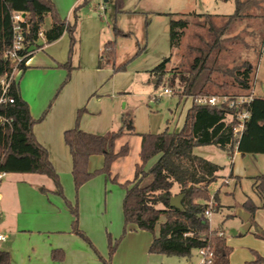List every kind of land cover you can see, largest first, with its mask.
I'll return each mask as SVG.
<instances>
[{"label":"crops","instance_id":"obj_1","mask_svg":"<svg viewBox=\"0 0 264 264\" xmlns=\"http://www.w3.org/2000/svg\"><path fill=\"white\" fill-rule=\"evenodd\" d=\"M52 2L61 20L75 23L73 42L67 32L52 42H45L44 38L36 40L39 47L33 49L25 62V69L16 73L14 79L34 119L32 133L36 141L47 150L62 192L57 191L52 178L43 174L3 173L0 178V234L5 236V240L0 241L3 243L0 249L9 252L10 264H104L109 257V243L118 240L110 264H170L164 254L149 252L154 237L152 234L138 229L135 224L125 225L123 209H120L125 191L122 196H118V204L114 202L113 206H109V177L97 174L78 189L75 188L71 173L72 157L64 141V132L76 126L93 134H106L121 127L123 112L126 111V105L122 108L121 102L129 94L133 75L127 72L126 66L124 70L114 71L120 66L116 64L119 40L129 37L115 38L113 28L130 33L121 26L119 15L127 14L134 20L137 11L121 10L118 0H101L97 4L98 11L92 9L93 17H83L81 0ZM110 5L112 9L109 11ZM104 21L106 26L102 25ZM46 22L47 26L42 28ZM52 22V17L46 15L40 29H49ZM113 40L115 60L106 62L101 58V52L104 44ZM65 63H68V68L62 66ZM257 71L258 67L256 77ZM260 86V92L257 93L252 84L251 92L254 96H263L264 82ZM80 109L83 112L76 121ZM184 120L185 116L179 130ZM132 136L119 138L115 149L118 150L125 142L129 145ZM195 148L192 150L194 155ZM224 151L229 154L230 173L223 175L222 180L217 182V193L231 181L235 182V186L240 185L243 178L251 181L250 195L246 194L240 204L229 206L224 216L249 224V229H253L256 236L264 237V228L256 221L258 210H264V196H259L254 189V177L264 175V154H241L236 147L231 152ZM154 158L156 160L157 157ZM246 159H249V163H246ZM103 162L102 155H92L88 159L87 168L90 172L95 171L102 167ZM246 165L250 167L249 172ZM251 165L255 172H251ZM175 190L178 192L177 186L172 189L174 194L177 193ZM217 193L216 212L224 208L218 201ZM251 205L256 208L252 210ZM75 206L77 227L86 238L73 230L74 216L71 209ZM164 220L161 217L155 225L158 226V232L159 224ZM218 229L228 244L224 230ZM230 256L231 253L229 262ZM178 263L181 264V261Z\"/></svg>","mask_w":264,"mask_h":264},{"label":"trees","instance_id":"obj_2","mask_svg":"<svg viewBox=\"0 0 264 264\" xmlns=\"http://www.w3.org/2000/svg\"><path fill=\"white\" fill-rule=\"evenodd\" d=\"M235 2V11L227 15L225 24L220 28L211 27L212 42L207 44L208 50L197 48L198 54L193 58L189 74L181 75L182 95L192 97L211 95L205 89L214 70L208 66L209 50L219 46V36L233 21L241 17V6L238 0ZM13 11L30 14L25 49L20 52L21 54L39 47L35 40L46 15H50L53 22L49 29L43 31L45 42L58 39L64 32L69 34L73 42L75 23L70 24L61 20L52 0H0V95L1 79L4 78L7 82L4 95L13 100V102L5 100L0 104V172L46 175L53 179L57 191L61 193L58 176L49 161L47 150L36 141L32 133L34 119L29 113L28 105L20 96L15 79L13 77L9 79L14 68L25 69V61L30 56L17 64L6 54L11 45ZM157 14L169 17V40L173 49L178 45L189 24L188 20L183 18L187 15L181 14L179 18H175L174 13ZM200 15L203 14H198ZM113 32L115 38L131 35L116 27L113 28ZM101 58L106 62L115 60L114 40L104 44ZM169 61L170 57L165 58L150 70L151 76L155 78V85L162 81ZM62 66L68 68V63ZM124 69L125 64H122L114 71ZM225 73L232 77L237 89L245 92V95L251 93L253 68L248 62L227 69ZM67 78L68 76L66 80ZM249 111V118L244 122L241 132L237 134L234 128L238 121L234 116L229 117L233 109L197 105L192 102L179 131L170 132L166 128L160 133L139 134L140 162L135 165L134 178L123 184L125 196L122 209L125 225L135 224L138 229L151 233L154 232L160 218H165L159 224L158 235L153 237L149 246L150 253L190 257L193 249L209 247L213 252V264H229L231 247L224 237L218 235L217 229H210L209 220L204 215L206 201L209 198L208 187L217 179V172L222 167L194 155L192 150L197 146L215 145L228 152L236 147L241 154H264V94L253 96ZM82 112L83 109L78 110L76 121ZM122 123L121 128L106 134L89 133L77 126L64 132V141L72 157L71 173L76 189L97 174H104L111 181H116V177H111V165L118 158L127 156L129 152L127 142L116 150V141L125 135H137L131 119L123 118ZM92 155H102L104 162L101 168L90 172L87 164ZM154 157L157 158L152 166L145 170L146 162ZM174 186L179 189L177 194L182 195L181 208L169 205L170 198L174 195L172 191ZM254 189L259 196H264V175L254 177ZM262 206L264 207V204ZM255 208L251 205L252 210ZM71 211L74 216L72 223L74 232L86 238L77 227L76 206ZM116 245V242L109 243V257L104 264H110ZM254 263L264 264V257L256 256ZM0 264H10L9 252L3 249H0Z\"/></svg>","mask_w":264,"mask_h":264},{"label":"rangeland","instance_id":"obj_3","mask_svg":"<svg viewBox=\"0 0 264 264\" xmlns=\"http://www.w3.org/2000/svg\"><path fill=\"white\" fill-rule=\"evenodd\" d=\"M238 1L241 6V17L233 21L219 36V46L209 50L208 66L214 70L205 89L210 94L245 95V92L237 89L232 77L225 73L227 69L237 67L243 62H248L254 69L252 84L255 92H260V83L264 82V0ZM99 2L101 0L87 2L81 0L83 17H93L92 9L98 11ZM118 4L121 10L124 8L125 12L137 11L134 20L127 14L119 15L121 26L131 33L129 38L119 40L116 51L117 66L125 64L127 72L133 75L129 94L126 100L121 102L122 108L126 105V111L123 112L124 118L132 120L135 132L138 134L160 133L166 128L170 132L178 131L187 109L192 104L191 96L181 93L183 88L181 75L189 74L193 58L198 54L197 48L208 50L207 44L212 42L211 27H222L227 21V15L234 13L236 2L235 0H118ZM111 5L109 11L112 9ZM159 11L174 13L175 18H179L181 14L187 15L183 18L187 19L189 24L178 45L173 49L170 47L169 40V17L157 14L156 12ZM198 14L203 15L198 16ZM102 25L106 26L105 21ZM46 26L47 22L43 23L42 28ZM168 57L170 61L165 67L166 74L162 81L155 85V78L151 76L150 70ZM222 84L232 86L221 87ZM165 87L170 88L172 93L164 94ZM122 125L123 123L121 127ZM139 139L138 135L129 139L130 150L127 158L117 160L111 168V176H116V181L109 180L107 183V189L111 191V194L108 193L107 200L109 206H113L118 196L124 194L123 184L132 179L134 167L140 162ZM194 153L222 167L217 172V179L208 187L207 201H209L210 197H214L217 193V182L222 180L223 175L227 176L230 173L229 154L227 155V152L215 145L198 146L194 149ZM154 160L155 158L148 160L144 169L148 170ZM245 161L249 163V159ZM249 168V165H246L247 172L250 171ZM251 172H255L252 165ZM250 191L251 181L246 178L242 179L240 185L235 186V182L231 181L229 185L223 186L217 193L218 201L224 207L223 211H215L218 206L215 198L214 211L209 217L210 229L222 232L218 229L222 228L225 232L228 245L232 249L229 264H255L256 256L264 257V237L256 236L253 229H249V224L224 216V211L229 206L240 204L245 200L246 194L250 195ZM176 195L179 194L176 193L173 196ZM121 204L122 200L120 209ZM120 214L122 215V210ZM256 221L264 228V210H258ZM149 234L158 235V226L153 233L149 232ZM113 242L118 245V240ZM2 245L3 243H0V248H3ZM164 257L169 259L170 264H179V261L181 264H200L201 259L197 249H193L190 257L187 258L165 255Z\"/></svg>","mask_w":264,"mask_h":264},{"label":"built area","instance_id":"obj_4","mask_svg":"<svg viewBox=\"0 0 264 264\" xmlns=\"http://www.w3.org/2000/svg\"><path fill=\"white\" fill-rule=\"evenodd\" d=\"M101 9H104V6H101ZM30 19V14L28 12H20V11H13L11 14V23H12V38H11V45L6 54L9 58L15 60L17 64L21 62L25 57L30 55L33 50H29L24 54L20 52L25 49V38L28 33V23ZM44 38L43 31L40 29L37 33L36 40ZM35 40V41H36ZM36 43V42H35ZM26 62V61H25ZM16 64V65H17ZM20 69L14 68L9 79L12 77L14 78L15 74L18 73ZM2 85V94L0 95V104L5 100L9 102H13L11 98H8L4 95L5 89L7 86V82L4 78L1 79ZM164 94H171L172 90L168 87L163 89ZM253 93L251 92L249 95H199L196 97H192V102L197 105H204V106H215L219 108L228 107L229 109H233V113L229 114V117H235L238 121L237 126L234 128L235 133H240L244 127V122L249 118L250 111V102L253 99ZM156 99V96H154ZM3 173L0 172V178L2 177ZM215 196L210 197V200L206 202V209L204 211V215L208 218L211 213L214 211V205L216 204ZM219 236H222V232H218ZM5 236L0 234V241H4ZM198 253L201 257L200 264H213V252L209 247L199 248L197 249Z\"/></svg>","mask_w":264,"mask_h":264},{"label":"water","instance_id":"obj_5","mask_svg":"<svg viewBox=\"0 0 264 264\" xmlns=\"http://www.w3.org/2000/svg\"><path fill=\"white\" fill-rule=\"evenodd\" d=\"M181 198H182V195L172 196L170 198L169 205L172 207L181 208Z\"/></svg>","mask_w":264,"mask_h":264}]
</instances>
